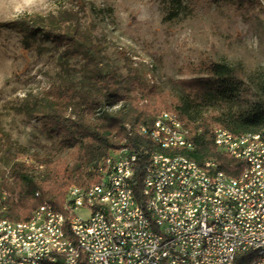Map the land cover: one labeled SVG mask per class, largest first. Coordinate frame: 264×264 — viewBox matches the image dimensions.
<instances>
[{"label": "trees", "instance_id": "1", "mask_svg": "<svg viewBox=\"0 0 264 264\" xmlns=\"http://www.w3.org/2000/svg\"><path fill=\"white\" fill-rule=\"evenodd\" d=\"M215 2L226 0H213ZM255 5L259 0H242ZM260 3V2H259ZM69 11L45 18L28 14L0 22L1 28L18 32L26 45L49 41L61 46L62 71H71L70 60L80 57L77 81L63 74L42 96L34 95L22 105V111L37 119L58 140V149H73L72 160L33 155L21 156V148L0 126V154L4 168L0 173V199L7 206L5 216L11 220H28L42 204L63 211L72 186H89L101 179L99 163L124 145L138 148L145 138L131 136L128 125L151 123L163 110L180 114L195 144L193 151L181 150L203 164L216 159L221 169L237 176L241 164L220 153L213 129L221 125L234 134L256 131L264 126V100L242 112L220 111L219 104L234 95L244 83L241 64L225 61L193 68L189 76L179 79L189 98L168 104L165 97L145 78L139 68L128 65L121 78L117 69L103 62L102 47L88 28L74 23ZM116 107V108H115ZM127 140V141H126ZM148 156L139 153L133 187L139 195ZM43 166V167H41ZM253 254H240L234 264H251Z\"/></svg>", "mask_w": 264, "mask_h": 264}, {"label": "rangeland", "instance_id": "2", "mask_svg": "<svg viewBox=\"0 0 264 264\" xmlns=\"http://www.w3.org/2000/svg\"><path fill=\"white\" fill-rule=\"evenodd\" d=\"M260 2V3H259ZM0 0V22L28 14L50 18L62 11L88 28L102 47L103 62L123 79L134 65L168 104L189 98L178 82L203 64H241L245 83L219 104L220 111L242 112L264 100V0ZM62 47L49 41L26 45L22 36L0 27V126L21 148V156L72 160L57 137L22 111L31 96L44 95L69 74L80 77V57L62 71ZM116 108V107H115ZM43 167V166H41ZM4 168L0 154V173ZM79 213L89 216L90 209Z\"/></svg>", "mask_w": 264, "mask_h": 264}, {"label": "built area", "instance_id": "3", "mask_svg": "<svg viewBox=\"0 0 264 264\" xmlns=\"http://www.w3.org/2000/svg\"><path fill=\"white\" fill-rule=\"evenodd\" d=\"M159 122L166 124V132L161 135L175 139L169 123ZM213 133L214 139H221L218 151L231 155L242 167L246 163L259 166L264 145L232 144L228 136L218 134V129ZM139 153L138 148L131 147L127 159L116 160L106 185L82 188L81 199H71L80 207H93L94 216L72 214L71 204L67 207L68 228L76 226L78 240L69 241L66 248L80 249L81 259L63 264H234L245 252L253 254L251 264H264V178L256 177L250 194L235 195V203L226 204L194 184V177H202V183L216 185L215 175L198 174V167L213 166L210 160L193 166L161 165L156 161L150 170H144L139 193L144 195L143 206L133 209L136 197L123 201L119 180L122 168H129L135 175ZM155 191H162V201H155ZM100 197H109L112 209L95 217ZM155 202H162V210H155ZM163 202L175 203L174 212L164 211ZM48 208L50 204L44 203L35 221L47 223ZM0 210L5 213L1 199ZM144 210H151L150 220H143ZM196 215H203V224H196ZM58 235L54 219L48 238ZM42 245H47V238ZM40 246L21 245L16 232L7 224L0 225V264H39Z\"/></svg>", "mask_w": 264, "mask_h": 264}, {"label": "bare ground", "instance_id": "4", "mask_svg": "<svg viewBox=\"0 0 264 264\" xmlns=\"http://www.w3.org/2000/svg\"><path fill=\"white\" fill-rule=\"evenodd\" d=\"M159 121H167L169 123V129L175 134V139L161 135V132H166V124H161ZM128 129L131 136L145 138L149 142V145L146 143L138 144L140 153L148 156L144 170H150L152 163L156 161H159L161 165H203L190 158L187 154L180 152L181 150L193 151L194 142L190 138L188 126L176 111L163 110L151 123L135 127L128 125ZM214 129H218V134L228 136L232 144L259 143V145H264V126L259 130L242 134H234L230 129L221 125L215 126ZM215 144L218 150V146H221V139H215ZM127 155H131V146L129 144L122 146L111 155L105 157L98 165V170L101 173L100 181L89 186H72L65 200L63 211L54 209L52 205L47 209V216H50V219H47V223L35 221L40 217V213L43 212L44 204H42L28 220H11L5 216L4 210H0V225L7 224L9 230L16 232L17 236L20 237L21 245H41L38 253L39 264H63L81 259L80 249L66 248L69 241L78 240L76 226H69L68 228L69 216L67 207L71 204L72 214H80L79 211L87 207L90 209L89 216H94L93 207H80L78 206V201H71V199H81V191L79 190L82 188L91 190L98 185H106L110 174L115 170L116 160L127 159ZM209 160L213 166H218V169L213 166H200L198 167V174L202 176L215 175L216 185L213 183H202V177H194V184H200L201 191L209 193L210 196H216L217 199L225 201L226 204H234L235 195L250 194L256 177L264 178V151L260 152L259 166H254V163L243 164L242 171L237 176L222 170L220 163L216 159ZM133 178L134 175L130 174L129 168L121 169L122 180H119V188L122 192V200L130 201L133 197H136L133 199V209H141L144 195L136 194L132 183ZM155 201H162V191H155ZM1 203L5 207L6 212L7 206L4 203V198H1ZM105 209H112V202H109V197L97 198L95 217H102L105 214ZM163 209L166 212H174L175 203L163 202ZM155 210H162V202H155ZM54 219H56L58 234L60 235L48 238L51 236V227H54ZM150 219L151 210H144L143 220ZM196 224H203V215H196ZM46 238L47 245H42V240Z\"/></svg>", "mask_w": 264, "mask_h": 264}]
</instances>
